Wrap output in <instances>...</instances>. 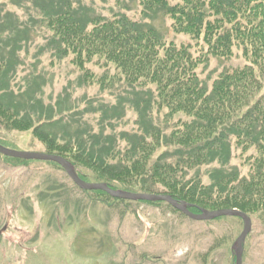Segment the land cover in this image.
<instances>
[{
    "label": "trees",
    "instance_id": "obj_1",
    "mask_svg": "<svg viewBox=\"0 0 264 264\" xmlns=\"http://www.w3.org/2000/svg\"><path fill=\"white\" fill-rule=\"evenodd\" d=\"M140 3L145 17L165 15L175 33L204 42L208 51L193 53L190 44L168 43L153 25L122 13L90 16L73 0H47L39 5L38 16L50 31L52 49L61 58L72 56V62L83 68L82 84L95 77L85 64L100 59L114 65L118 80L112 77L109 85L106 73L96 84L102 90L113 89L118 81L125 86L117 99L120 105L133 97L141 134H121L125 142L121 147L113 134L88 138L80 130L58 134L52 127L62 117L56 115H47L49 122L40 117L35 124L13 94L3 60L0 128L32 130L47 153L68 159L86 181L104 182L117 190L170 194L192 205L193 212L200 207L238 208L247 214L264 211V0ZM235 48L247 64L222 71L211 85L201 77L199 69L211 56L230 60ZM155 108L167 111L166 123L178 114L186 119L173 127L153 125ZM233 143L245 152L256 151L246 160L250 165L246 175L230 164ZM215 163L206 184L203 167Z\"/></svg>",
    "mask_w": 264,
    "mask_h": 264
},
{
    "label": "rangeland",
    "instance_id": "obj_2",
    "mask_svg": "<svg viewBox=\"0 0 264 264\" xmlns=\"http://www.w3.org/2000/svg\"><path fill=\"white\" fill-rule=\"evenodd\" d=\"M46 1L0 0V60L13 94L35 124L40 117L49 122L47 115H56V119L62 117L52 127L58 134H79L78 130L84 138L113 134L124 146L121 134H141L133 97L119 105L117 97L126 89L120 81L109 90L96 84L106 73L109 85L112 77L118 80L114 65L107 66L104 60L85 64L95 77L94 82L82 84L83 68L72 62V56L61 58L52 49L49 29L39 23L38 7ZM140 2L73 0L90 16L122 13L153 25L168 43L190 44L193 53L208 51L204 42L175 33L172 20L165 15L145 17ZM247 63L235 48L230 60L211 56L199 72L211 85L222 71ZM103 104L108 106L103 108ZM165 112L154 109L153 125L173 127L186 119L178 114L166 123ZM0 140L11 149L46 152L30 129L2 127ZM255 153L233 143L230 164L246 175L250 169L246 160ZM6 157L0 153V230L7 226L0 234V264H236L232 246L243 230L240 217L194 220L166 201L118 202L103 190L99 191L108 195L80 188L58 163L27 159L28 163H22ZM216 165L203 167L206 184L210 182L208 170ZM248 215L252 231L244 245L243 264H264V211Z\"/></svg>",
    "mask_w": 264,
    "mask_h": 264
},
{
    "label": "water",
    "instance_id": "obj_3",
    "mask_svg": "<svg viewBox=\"0 0 264 264\" xmlns=\"http://www.w3.org/2000/svg\"><path fill=\"white\" fill-rule=\"evenodd\" d=\"M0 153L14 158H21L27 160H46L58 163L80 188L85 190H103L109 193L111 196L120 199L127 200H146V201H166L174 208L180 210L185 215L194 220H213L222 216H237L243 219V230L235 240L232 246V252L236 258V264H243L244 260V245L250 232L252 231V219L251 217L236 208H226L218 210L200 209V213H194L190 210L188 202L183 200H177L169 194H156V193H144V192H131L126 190H117L110 187L104 182H87L83 180L77 173L74 165L65 157L50 154L46 152H32V151H19L16 149L8 148L0 143ZM6 227H4V230ZM2 231H0V234Z\"/></svg>",
    "mask_w": 264,
    "mask_h": 264
}]
</instances>
